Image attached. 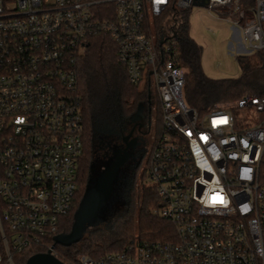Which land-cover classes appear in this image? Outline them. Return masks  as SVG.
Wrapping results in <instances>:
<instances>
[{
	"label": "built area",
	"instance_id": "1",
	"mask_svg": "<svg viewBox=\"0 0 264 264\" xmlns=\"http://www.w3.org/2000/svg\"><path fill=\"white\" fill-rule=\"evenodd\" d=\"M198 0H0V243L6 264L58 234L76 194L84 130L77 62L104 32L133 85L153 84L160 128L145 174L152 214L174 238L139 242L80 264H264V94L198 110L185 103L175 36L152 32L170 6ZM234 18L244 54L264 56V0H208ZM227 21H230L227 19ZM55 255L53 246L48 250ZM2 256V254H1Z\"/></svg>",
	"mask_w": 264,
	"mask_h": 264
},
{
	"label": "trees",
	"instance_id": "2",
	"mask_svg": "<svg viewBox=\"0 0 264 264\" xmlns=\"http://www.w3.org/2000/svg\"><path fill=\"white\" fill-rule=\"evenodd\" d=\"M190 9V8H189ZM189 9L170 6L155 17L152 31L159 38L175 36L179 47V61L185 69L183 97L187 105L203 110L214 103H232L246 91L264 94V56L261 52L236 56L238 77L210 78L201 68V46L188 34ZM79 105L83 116V149L77 162L76 194L68 213L60 218L58 233L72 229L75 214L86 192L93 160L96 137L108 130H119L124 120L135 113L138 106L148 107L149 85L129 83L124 66L118 58V47L109 34H94L77 62ZM156 121L160 123L159 109ZM134 177L127 187V200L110 222L98 223L86 229L82 236L70 243L55 242L53 237L42 239L20 251H12L13 264H25L26 259L53 246L56 257L65 264H80L79 256L99 257L106 252L120 251L129 242H152L174 238L173 224L151 209L157 197L150 186L136 189ZM0 264L5 256L0 243Z\"/></svg>",
	"mask_w": 264,
	"mask_h": 264
},
{
	"label": "rangeland",
	"instance_id": "3",
	"mask_svg": "<svg viewBox=\"0 0 264 264\" xmlns=\"http://www.w3.org/2000/svg\"><path fill=\"white\" fill-rule=\"evenodd\" d=\"M233 20L231 16L208 13L203 6H192L189 9L188 34L201 46V68L210 78L238 77L240 74L236 56L246 51L241 42L240 28L232 23ZM152 32L156 38L155 32ZM150 92L153 99L152 133L157 135L160 123L156 121L158 109L155 102L158 101L153 84H150ZM241 116L255 123L264 117V113L248 110ZM95 145L87 191L88 198L92 201L87 203L88 208L80 220L76 237L91 226L111 221L114 214L125 204L127 187L133 177L136 189L142 185H150L145 174V159L133 157L136 141L129 137L125 120L119 130L99 133Z\"/></svg>",
	"mask_w": 264,
	"mask_h": 264
},
{
	"label": "flooded vegetation",
	"instance_id": "4",
	"mask_svg": "<svg viewBox=\"0 0 264 264\" xmlns=\"http://www.w3.org/2000/svg\"><path fill=\"white\" fill-rule=\"evenodd\" d=\"M148 95V103L150 102L152 104L153 99L150 90ZM155 107L158 109V104L156 102ZM125 121L129 137L136 141L133 157L135 159H137L138 156L140 159L144 158L147 163L149 152L157 136L152 133L151 106L146 107L140 104L135 113Z\"/></svg>",
	"mask_w": 264,
	"mask_h": 264
},
{
	"label": "water",
	"instance_id": "5",
	"mask_svg": "<svg viewBox=\"0 0 264 264\" xmlns=\"http://www.w3.org/2000/svg\"><path fill=\"white\" fill-rule=\"evenodd\" d=\"M208 0H198L195 1L193 3V5L195 6H205L207 4ZM149 98V95H148ZM88 186L86 189V192L84 194V197L81 201V204L75 214V219H74V223L72 226V229L70 230V232L68 233H58L56 234L53 239L55 242H59L61 244H70L76 240H78L82 235L76 237V232L80 223L81 218L83 217L84 213L86 212L87 208H88V202H91V200H89L90 198H88ZM25 264H65L63 263L61 260H59L56 255H54L53 253H51L50 251H46V252H39V253H34L32 255H30L26 261Z\"/></svg>",
	"mask_w": 264,
	"mask_h": 264
},
{
	"label": "crops",
	"instance_id": "6",
	"mask_svg": "<svg viewBox=\"0 0 264 264\" xmlns=\"http://www.w3.org/2000/svg\"><path fill=\"white\" fill-rule=\"evenodd\" d=\"M149 106H151V103L149 102Z\"/></svg>",
	"mask_w": 264,
	"mask_h": 264
}]
</instances>
